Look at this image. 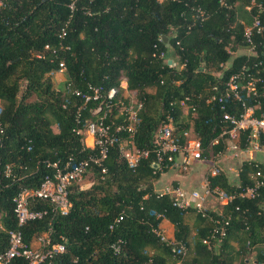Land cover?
<instances>
[{"label":"trees","instance_id":"trees-1","mask_svg":"<svg viewBox=\"0 0 264 264\" xmlns=\"http://www.w3.org/2000/svg\"><path fill=\"white\" fill-rule=\"evenodd\" d=\"M1 1L0 128L4 138L0 146V253L7 248L8 231L17 227L12 202L16 192L24 186H38L51 172L48 163L64 162L70 156L78 160L89 151L82 150L80 137L73 132L75 111L82 101L67 92L68 82L82 90L86 83L118 88L120 78L125 77L128 90L134 91L141 103L134 136L138 148L153 146L157 127L170 115L178 140L183 143L191 131L201 141L207 158L223 151L222 143L209 145L228 125L221 121L219 106L205 100L222 93L230 75L243 65L252 75L259 72L264 77V48L259 46L263 38L254 37V55L248 57L245 53L247 43L239 20L250 23L243 9L247 0H232L239 2L236 12L219 9L205 21H198L189 32L180 16L186 11L185 4L216 10L218 0ZM168 51L169 56L179 54V62L185 65L169 68L159 57L160 52ZM61 61L66 65L65 79L62 88L54 89L50 76L60 72ZM226 63L230 67L223 70L220 64ZM246 79L244 73L241 83L246 84ZM240 96L242 102L256 106V117L264 114V83H257L255 96L247 95L245 88ZM185 98L189 106L196 108L194 115H185L182 110L180 102ZM241 101H230L228 111L240 114ZM86 111L83 115L89 117ZM189 115L191 123L183 119ZM152 161L153 155L132 171L112 147L103 178L100 170L94 169V179L87 189L71 187L69 213L51 222L53 240L62 237L66 248L59 264H142L149 250L154 252L156 264H175L170 249L150 230L163 219L173 225L175 241L188 247L186 264H248L252 250L256 262H264V190L256 200H237L225 208L230 227L221 251L213 255L201 244L207 220L193 212L199 224L192 234L186 220L192 211L177 210L166 197L157 199L153 194L154 182L168 170L154 173ZM6 164H14V172L21 173V167L26 166L28 178L13 181L5 177ZM253 170L251 163H242L241 186L251 184L249 175ZM212 185L231 189L225 174L212 179ZM236 205L247 212L235 211ZM120 213H124V219L109 230ZM48 223V219L28 223L22 230L25 240L45 231ZM117 239L124 241L120 255H114L110 248ZM10 264L27 263L15 258Z\"/></svg>","mask_w":264,"mask_h":264},{"label":"built area","instance_id":"built-area-1","mask_svg":"<svg viewBox=\"0 0 264 264\" xmlns=\"http://www.w3.org/2000/svg\"><path fill=\"white\" fill-rule=\"evenodd\" d=\"M238 4V1L218 0L216 10H206L199 5L194 6L191 3H186V11L182 12L180 16L184 19L185 30L189 32L198 21H205L212 12L219 9L236 12ZM3 6L4 3L0 0V8ZM69 7L73 9V4ZM243 9L250 16L249 24L239 20V23L243 25V39L247 43L245 53L249 57L256 53L255 36L263 38L259 46L264 48V0H247ZM63 35L64 33L60 37ZM177 45H180L179 42ZM45 48L48 49V46ZM228 53L233 52L228 49ZM169 54V51L159 54V57L164 59L169 68L177 69L185 65L186 62H179V54L173 56H169ZM201 67L202 71H205L204 63H201ZM220 67L227 70L230 63L220 64ZM59 68L60 72L66 70L64 61L59 63ZM247 70L243 65L239 72L230 75L222 93L211 95L205 100L207 104L216 103L219 106L222 112L221 121L228 125V129L222 131L217 138L210 142V147L222 143L223 151L214 154V160L207 162L209 167L200 189H187L173 183L153 188V194L157 199L166 197L173 208L186 212L192 211L207 220L208 229L205 237L201 239V244L213 255H217L221 251L227 230L230 227V217L224 216L225 208L237 200H256L264 190V167L260 168V164L251 158L247 160L254 166V170L249 175L250 185H240L241 166L235 174L236 182H230L228 179L231 189L226 190L218 185H212V179L223 174L217 161L218 157L224 156L226 153H230L232 156H252L256 153L264 155V114L256 117V106L247 105L240 98V90L243 88L246 89L247 95L255 96L256 85L264 83V77L259 76V72L252 75ZM244 73L247 78L246 84L241 83ZM65 88L68 93L82 101L75 111L73 132L80 137L82 150L89 151L86 156L78 160L70 156L64 162L48 163L47 166L51 172L42 177L38 186L35 188L24 186L16 192L12 202L17 227L8 231L7 248L0 253V264H10L15 258L24 259L27 264H59L66 248L62 237L59 241L53 240L51 222L55 217L66 216L69 213L72 204L69 198L72 186H79L94 169H99L101 178L104 177L107 173L105 161L112 147L117 148L120 157L132 171L141 161L148 159L151 155H153L151 167H153L154 173L164 172V169H167L186 174L194 162L207 159L203 156L205 148L199 139L187 137L183 143L178 140L175 135L173 118L170 115H167L157 127L153 146L150 149L138 148L134 143V136L140 122L141 103L137 100L136 93L128 90L125 77L120 78L118 88H105L102 85L86 83L85 89L82 90L72 81L68 82ZM187 100L188 98L183 99L180 106L185 114L194 115L196 108L192 105L189 106L186 103ZM230 101H241L240 114L228 111ZM90 104L93 106H89ZM85 111L88 112L89 117L86 114L83 115ZM3 138L4 131L0 128V146L3 145ZM13 167L14 164L4 166L5 177L11 178L13 181L28 178L26 166L21 167L22 173L14 172ZM211 202L216 203L218 207L212 208ZM233 209L237 212H247L246 209L241 210L238 205ZM161 217L158 215L157 218ZM44 219L49 220L47 229L32 236L30 241H26L22 231L24 226L30 222ZM123 219L124 213H120L109 225V230L112 231ZM150 230L160 243L170 249L175 264H186L188 247L184 243L175 241L174 237L169 236L160 226L151 227ZM261 247L264 255V244ZM110 248L114 255H120L124 249V241L117 239ZM153 255L154 252L149 250L148 258L142 264H156ZM252 264H264V262L257 263L255 259H252Z\"/></svg>","mask_w":264,"mask_h":264},{"label":"rangeland","instance_id":"rangeland-1","mask_svg":"<svg viewBox=\"0 0 264 264\" xmlns=\"http://www.w3.org/2000/svg\"><path fill=\"white\" fill-rule=\"evenodd\" d=\"M238 6L239 4L237 5V7ZM238 53H241V50H239ZM231 55H233V53H231ZM64 79H65L64 72L54 73L50 76V80L52 82L54 89L62 88V83ZM21 87H22L21 88L22 90L24 87V82L22 83ZM149 92L154 93V89H150ZM183 119L185 122L191 123L190 115L184 116ZM52 129L54 132H57V128L55 126H52ZM193 136H194L193 133L189 131L188 138L189 139L194 138ZM213 158H214V155L211 154L204 161L194 162L191 166L190 171L186 174L180 173L177 170L167 171L166 173L164 172L160 175L158 180L154 182V187L160 188L161 183L169 184L172 181L176 180L179 182L180 186H182L183 188L200 189V186L203 183V176L206 174V171L209 167V164L207 162L210 160H214ZM241 159L242 158L240 156L232 157L230 153H226V155L217 158L218 164L220 168L222 169L223 174H227L230 182H236L234 178H235L236 171L238 170L240 166L239 160ZM93 179H94V176H92V173L87 175V177L83 180V182L78 186L79 189H82V190L87 189L91 185ZM189 222L191 223L192 219H190ZM254 254H255V250L254 251L252 250V252L248 254L247 259H249L250 261L248 264H252V259H254ZM235 264H237V262Z\"/></svg>","mask_w":264,"mask_h":264},{"label":"crops","instance_id":"crops-1","mask_svg":"<svg viewBox=\"0 0 264 264\" xmlns=\"http://www.w3.org/2000/svg\"><path fill=\"white\" fill-rule=\"evenodd\" d=\"M238 156H240V157L242 158L241 160H239V164H240V166L242 165L243 162H248V161H247L248 158H251L252 160L258 162L262 167H264V155L261 154V153H256V154H254V155H252V156H248V155H236V157H238ZM232 157H234V156H232ZM237 164H238V162H237ZM240 166H239V168H240ZM169 171H174V170H169ZM165 173H166V172H165ZM226 175H227V174H226ZM203 178H204V176H203ZM160 182H161V181H160ZM173 182H176L177 184H179V182L176 181V180L172 181L171 183H173ZM163 185H165V184H162V183H161V186H163ZM179 185H180V184H179ZM189 189H190V188H189ZM210 206H211L212 208H217V207H218V205H217L216 203H214V202H211V203H210ZM190 219H192V222H191V223L189 222ZM186 220H187V223L191 226V228H192V230H193L192 234H194V232L196 231V230H195V227L197 226V224H199V221H198L196 215H195L193 212H190V213H188V214L186 215ZM159 226H160L161 228H163L164 231H165L169 236H173V233H174V227H173V225H172L169 221L163 219Z\"/></svg>","mask_w":264,"mask_h":264}]
</instances>
